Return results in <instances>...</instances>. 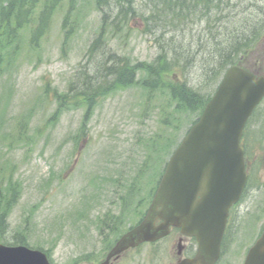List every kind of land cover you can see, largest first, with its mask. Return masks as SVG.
Here are the masks:
<instances>
[{
	"label": "rangeland",
	"instance_id": "1",
	"mask_svg": "<svg viewBox=\"0 0 264 264\" xmlns=\"http://www.w3.org/2000/svg\"><path fill=\"white\" fill-rule=\"evenodd\" d=\"M25 1L22 14L11 16L10 8L0 14L10 22V44L22 39L24 49L20 64L0 72V187L11 176L21 187L8 215L9 231L2 236L6 242L0 243L14 244L20 232L29 247L44 246L53 264H102L111 238L95 228L101 218L96 216L107 210L139 215L172 152L201 115L197 106L175 111L176 104H168L159 89L150 100L141 84L145 68L161 54L175 61L178 54L193 52V67L175 61L177 73L159 80L172 76L204 99L212 97L226 71L215 78L214 68L229 42L264 30V0H209L207 16L204 5L194 3L183 11L191 12L184 20L167 16L166 0H51L47 20H41L44 0ZM257 45L249 46L244 64L263 74L264 43ZM123 57L131 65L143 64L135 68L134 83L108 75ZM55 92L66 93L63 103ZM171 111L177 115L166 122ZM18 122L21 137L14 130ZM263 161L264 138L256 144L248 193L233 209L237 225L221 264H242L262 232ZM132 182L137 188L129 187ZM147 251L138 248L131 260L145 262Z\"/></svg>",
	"mask_w": 264,
	"mask_h": 264
},
{
	"label": "water",
	"instance_id": "2",
	"mask_svg": "<svg viewBox=\"0 0 264 264\" xmlns=\"http://www.w3.org/2000/svg\"><path fill=\"white\" fill-rule=\"evenodd\" d=\"M263 96L264 78L256 79L236 64L227 69L200 120L171 155L145 218L121 237L108 259L130 246L157 240L176 226L200 243L195 258L182 264H215L228 210L247 180L240 139ZM0 264L52 263L42 250L0 243ZM246 264H264V234L251 248Z\"/></svg>",
	"mask_w": 264,
	"mask_h": 264
},
{
	"label": "trees",
	"instance_id": "3",
	"mask_svg": "<svg viewBox=\"0 0 264 264\" xmlns=\"http://www.w3.org/2000/svg\"><path fill=\"white\" fill-rule=\"evenodd\" d=\"M4 2L6 5L1 8L0 5V14L1 12L5 11V9L10 8L11 10V16L13 14H18L24 12L25 10L20 11V9L24 6V3L27 2L25 0H0V2ZM37 1V0H36ZM40 1V0H39ZM44 8L43 12L41 14V20L45 18L47 20L48 12L47 7H52L51 0H44ZM105 1V0H103ZM207 2H210L209 0H166L165 8L164 10H167V16L173 15L174 17L181 18L184 20L189 16L191 12H183L186 11V8L190 4L196 3V5H204ZM31 5V4H29ZM32 6V5H31ZM39 6V5H38ZM210 8L212 6H206L204 5L203 10L206 13L205 16L208 15V12L210 11ZM45 13V14H44ZM121 13H123L121 11ZM45 15V17L43 16ZM128 14H125V16ZM162 15V13L160 14ZM204 16V17H205ZM109 14L104 11V20L108 19ZM156 19V18H155ZM119 20V19H118ZM117 22V21H112ZM11 23L17 25V27L20 25V21H11ZM24 24V23H23ZM39 27V26H38ZM10 31V22L3 21V17L0 15V72L8 71L11 64H20L21 55L23 53V48H21L22 45V39L15 40L12 44L10 42L13 39V36H9ZM261 33V32H260ZM260 33L256 36H247L245 35L242 38H235L234 40L229 42V48L227 51H225L224 55H222L218 66H215L214 68V75L215 78L219 77L223 70L226 69L228 66L238 63L243 65L245 62V58L250 54L249 46L252 47L253 43H259ZM71 35V31L67 33V36L69 37ZM102 35H104V29L102 30L99 37H96L97 40H100ZM66 36V37H67ZM202 38H200L198 44L200 43ZM239 39V40H238ZM18 43L19 48H15L14 44ZM10 44V45H9ZM97 44L95 43L94 47ZM192 45V44H191ZM9 46L11 47L9 50ZM23 46V45H22ZM258 46V45H257ZM15 48V49H13ZM30 51H32L31 46L29 47ZM10 53V55H9ZM193 53V52H192ZM178 54L174 60L177 61L180 64V61H183L184 64L182 67H188L191 68L195 65L197 55L196 54ZM192 54V55H191ZM9 55V56H8ZM167 53L161 54L158 59L156 58L155 62H153L152 65H149L145 68V77L142 79L141 84L142 86L147 90V97L151 100L156 90H160L161 93H164V95L167 96V102L168 104L171 103V106H174L175 111L179 110L178 108L180 106L182 107H195L194 110H199L200 112L203 111V108L208 101V99H204V96L200 95L199 93L195 92L191 86H189L186 82H183L180 80V82L177 84L175 83L171 77H169V80H165V82H162L159 80V75H162L164 77L165 74L174 71L176 72L177 62L172 61L168 58H166ZM187 55V56H186ZM168 56V55H167ZM181 56H183V59H181ZM165 57V59L163 58ZM169 57V56H168ZM170 58V57H169ZM164 60L161 68H158L156 66V62ZM9 63V64H8ZM141 62L137 63L138 66L131 65L128 60L123 58H117L115 60V64L113 67H109L108 70L110 71L108 75L111 77H117L116 80L119 79L122 83H134V72L135 68L138 69L143 64H140ZM121 64V67H120ZM118 73V75H117ZM177 73V72H176ZM124 79H127V81H124ZM105 85V84H104ZM73 89V88H72ZM83 94H88L89 92H86V90H83ZM48 92L51 93V90L48 89ZM77 91L73 93V95L76 94ZM56 93V92H55ZM56 95L61 98V101L63 103V98L66 96V93L64 94H58ZM80 95V92H79ZM83 97V95H82ZM208 97V96H207ZM206 97V98H207ZM91 99L93 100V96H91ZM60 108H64V106H60ZM177 113L174 111H171L167 116L164 117L166 122H170L171 119L176 117ZM165 122V123H166ZM20 122H18L19 124ZM21 124H19V127L16 123V126L14 127L15 134L19 137L22 136L23 131H21L23 128ZM39 133V131H38ZM38 135V134H37ZM14 173V172H13ZM8 179V178H7ZM6 179V187L3 189L0 187V241L2 240V236H6L9 231V223L7 222L8 215L10 212V209L15 205L18 201L19 192L21 190V187H17L16 183L12 179V176L7 180ZM6 242V241H5ZM14 244H25L28 245L29 241L27 238L19 232L18 235L14 237ZM29 246V245H28ZM38 248H44V246H41L38 244ZM49 253V251H47ZM50 255V253H49Z\"/></svg>",
	"mask_w": 264,
	"mask_h": 264
},
{
	"label": "flooded vegetation",
	"instance_id": "4",
	"mask_svg": "<svg viewBox=\"0 0 264 264\" xmlns=\"http://www.w3.org/2000/svg\"><path fill=\"white\" fill-rule=\"evenodd\" d=\"M250 126H257L258 130H251ZM262 138H264V100L258 108V111L255 113V118L251 120L249 126L245 129L242 139L243 145L245 147V165L248 172H253V165L251 164L256 144H258ZM135 184L136 183H131L129 187L137 188ZM248 189L249 185L247 184L241 200L237 204L233 205V207L230 209L226 235L222 244V255L217 264H221L220 261L223 258V253H225V249L229 245L231 240V229L237 225L236 220L233 216V209L245 199L248 193ZM150 195H152V192ZM137 209L138 206L135 207L134 211H136ZM144 216V206L142 208V212L139 215H127L124 211H120L119 215H112L111 211L107 210L104 215L96 216V218H101H99L100 220L95 223V228L97 230H100L102 235H104L105 232L108 231V234L105 235V239H108L109 237L111 238V240L106 244L103 251L106 252L108 251V249H110L109 252L112 251L117 241L125 233H127L133 227L137 226L143 220ZM138 248L141 251L149 248V251L145 252V262L134 263L131 260L130 255L134 253ZM198 249L199 243L195 237L185 236L181 233L180 229L175 228L168 236L155 242H144L137 247L128 248L122 254H120L119 257L111 258L108 264H180L181 261L194 257ZM125 255H127V257H124Z\"/></svg>",
	"mask_w": 264,
	"mask_h": 264
}]
</instances>
